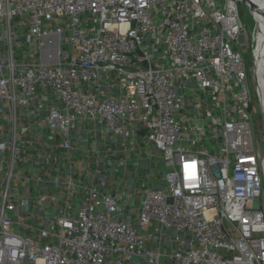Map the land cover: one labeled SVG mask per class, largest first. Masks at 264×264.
<instances>
[{
  "label": "built area",
  "instance_id": "obj_1",
  "mask_svg": "<svg viewBox=\"0 0 264 264\" xmlns=\"http://www.w3.org/2000/svg\"><path fill=\"white\" fill-rule=\"evenodd\" d=\"M240 1L0 0V264H264ZM140 136L127 211L102 153Z\"/></svg>",
  "mask_w": 264,
  "mask_h": 264
},
{
  "label": "rangeland",
  "instance_id": "obj_2",
  "mask_svg": "<svg viewBox=\"0 0 264 264\" xmlns=\"http://www.w3.org/2000/svg\"><path fill=\"white\" fill-rule=\"evenodd\" d=\"M238 9L244 25L246 44L244 46L237 45L236 50L241 53L244 59L247 81L252 87V102L250 109L251 125L254 141L256 145L262 149L264 147V102H261L263 107L262 113L260 103L255 93V81L253 77L254 65L252 60L255 46V20L242 1L238 2ZM21 40L25 41L24 36L21 37ZM25 46L27 48L28 45L25 44ZM62 49L73 56L74 52L70 45H62ZM14 53L15 57L18 58L21 54V49L18 46H14ZM39 56V54H36V58ZM262 73L264 75V71H262ZM260 81L262 83L261 79ZM260 94L264 99L262 89ZM106 144L107 147H105L104 153L102 154H107L105 158L108 163L106 169L101 171V174L106 178L104 190L106 193L112 195H120V200L126 206L127 211H136L139 206V201L143 196V191L146 188H152L156 184H160L162 181L166 169L162 156L151 143H147L143 136L139 137L137 144L135 143L132 145L129 142L128 144L126 143L127 153L119 157H117V155L113 156V154L115 150L122 148L121 144L108 140ZM96 169L98 170V168ZM129 182L134 184V191L130 193V195L127 194L126 188ZM258 202L262 204L264 210V183Z\"/></svg>",
  "mask_w": 264,
  "mask_h": 264
},
{
  "label": "bare ground",
  "instance_id": "obj_3",
  "mask_svg": "<svg viewBox=\"0 0 264 264\" xmlns=\"http://www.w3.org/2000/svg\"><path fill=\"white\" fill-rule=\"evenodd\" d=\"M248 1L253 3L257 8L254 13V18H255L254 49L260 51L261 59L256 66V76L260 84V91L262 89V92L264 93V75L262 73V71H264V0H248ZM259 78L262 80V83ZM261 102L262 103L264 102L262 95H261Z\"/></svg>",
  "mask_w": 264,
  "mask_h": 264
},
{
  "label": "water",
  "instance_id": "obj_4",
  "mask_svg": "<svg viewBox=\"0 0 264 264\" xmlns=\"http://www.w3.org/2000/svg\"><path fill=\"white\" fill-rule=\"evenodd\" d=\"M241 1L247 6L248 10L251 13L252 18L255 20L254 13L257 9L256 6L248 0H241ZM260 55H261L260 51L257 49L256 50L254 49L252 60H253V64H254L253 77L255 80V93H256L257 99L260 103L261 110L263 111V107H262V103H261L260 84H259L257 76H256V66H257V63L261 59ZM263 153H264V147H263Z\"/></svg>",
  "mask_w": 264,
  "mask_h": 264
},
{
  "label": "crops",
  "instance_id": "obj_5",
  "mask_svg": "<svg viewBox=\"0 0 264 264\" xmlns=\"http://www.w3.org/2000/svg\"><path fill=\"white\" fill-rule=\"evenodd\" d=\"M41 60H44V59L41 58ZM84 124H85L86 127H89V126H90L88 123H84ZM141 199H142V198H141ZM141 199H140V200H141Z\"/></svg>",
  "mask_w": 264,
  "mask_h": 264
}]
</instances>
